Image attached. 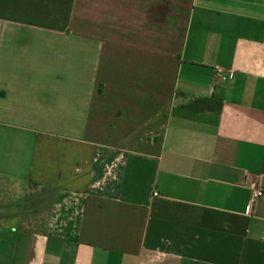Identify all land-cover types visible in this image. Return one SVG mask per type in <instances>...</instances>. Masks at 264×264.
Wrapping results in <instances>:
<instances>
[{"label":"crops","instance_id":"crops-1","mask_svg":"<svg viewBox=\"0 0 264 264\" xmlns=\"http://www.w3.org/2000/svg\"><path fill=\"white\" fill-rule=\"evenodd\" d=\"M0 264H264V0H0Z\"/></svg>","mask_w":264,"mask_h":264},{"label":"rangeland","instance_id":"rangeland-1","mask_svg":"<svg viewBox=\"0 0 264 264\" xmlns=\"http://www.w3.org/2000/svg\"><path fill=\"white\" fill-rule=\"evenodd\" d=\"M27 210L24 213L27 229L41 232L44 230L50 204V193L43 188L31 187Z\"/></svg>","mask_w":264,"mask_h":264},{"label":"built area","instance_id":"built-area-1","mask_svg":"<svg viewBox=\"0 0 264 264\" xmlns=\"http://www.w3.org/2000/svg\"><path fill=\"white\" fill-rule=\"evenodd\" d=\"M215 73L217 75H222V70L220 68H215ZM232 74L229 73V76H231ZM263 195V190L261 187H257L253 193V199L259 198Z\"/></svg>","mask_w":264,"mask_h":264}]
</instances>
